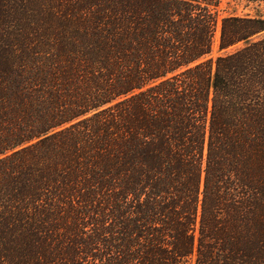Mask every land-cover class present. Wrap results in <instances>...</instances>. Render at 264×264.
Wrapping results in <instances>:
<instances>
[{
	"label": "trees",
	"instance_id": "1",
	"mask_svg": "<svg viewBox=\"0 0 264 264\" xmlns=\"http://www.w3.org/2000/svg\"><path fill=\"white\" fill-rule=\"evenodd\" d=\"M221 1L0 0V264H264V19L210 58Z\"/></svg>",
	"mask_w": 264,
	"mask_h": 264
},
{
	"label": "rangeland",
	"instance_id": "2",
	"mask_svg": "<svg viewBox=\"0 0 264 264\" xmlns=\"http://www.w3.org/2000/svg\"><path fill=\"white\" fill-rule=\"evenodd\" d=\"M216 16L218 27L214 40L213 51L210 58L216 59L236 49L243 47V44L229 50L228 52L220 51V36L223 20L229 17H252L264 19V3H247L238 0H222L217 7H212ZM259 38L264 37L262 33Z\"/></svg>",
	"mask_w": 264,
	"mask_h": 264
}]
</instances>
